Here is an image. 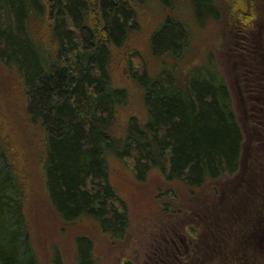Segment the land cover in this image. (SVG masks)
<instances>
[{
    "label": "trees",
    "instance_id": "1",
    "mask_svg": "<svg viewBox=\"0 0 264 264\" xmlns=\"http://www.w3.org/2000/svg\"><path fill=\"white\" fill-rule=\"evenodd\" d=\"M174 1L159 0L166 6ZM142 2L0 0V46L5 47L0 60L15 71L24 91L49 201L63 221L86 217L110 234L124 229L126 211L108 180V154L130 159L138 181L155 168L166 181L180 180L190 188L233 175L240 165L243 135L231 96L210 68L208 78L189 79L188 74L165 84L145 69L134 72L129 56L128 75L144 92L148 121L142 129L129 124L123 142L111 137L114 107L124 96L111 90L110 48L122 47L137 28L136 8ZM189 2L198 22L219 18L215 0ZM43 11L41 29L47 34L35 37L27 26ZM186 35L181 23L166 18L150 36L151 50L155 56L178 51ZM258 115L262 120L264 110ZM2 129L0 264H39L24 209L23 166ZM90 247L84 238L76 240V264H95Z\"/></svg>",
    "mask_w": 264,
    "mask_h": 264
},
{
    "label": "rangeland",
    "instance_id": "2",
    "mask_svg": "<svg viewBox=\"0 0 264 264\" xmlns=\"http://www.w3.org/2000/svg\"><path fill=\"white\" fill-rule=\"evenodd\" d=\"M215 4L219 18L201 23L189 0H176L171 6L159 0L140 3L137 28L122 47L110 48L111 90L124 96L114 107L110 134L123 142L129 124L142 129L148 121L144 92L128 75L129 56L134 72L145 69L165 84L183 81L188 74L189 79L208 78L210 68L230 93L243 135L239 169L190 188L180 180L166 181L155 168L138 181L130 159L108 154V180L126 211V225L115 234L103 232L86 217L65 222L52 207L24 91L15 71L0 60V127L23 166L24 209L39 264H76L80 237L91 244L95 264H264V117L258 115L264 110V78L258 66L259 61L264 65V0ZM41 15L27 26L35 37L38 32L47 34L40 23L45 11ZM166 18L181 23L187 35L178 51L155 56L150 36ZM2 23L0 12V29ZM244 47L249 50L242 51Z\"/></svg>",
    "mask_w": 264,
    "mask_h": 264
}]
</instances>
